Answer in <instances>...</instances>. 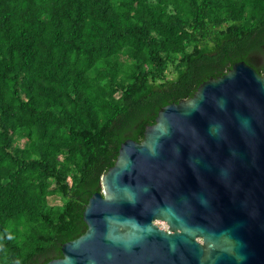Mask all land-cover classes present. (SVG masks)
<instances>
[{"label":"trees","instance_id":"16d2710c","mask_svg":"<svg viewBox=\"0 0 264 264\" xmlns=\"http://www.w3.org/2000/svg\"><path fill=\"white\" fill-rule=\"evenodd\" d=\"M259 53L264 0H0V264L61 257L120 144Z\"/></svg>","mask_w":264,"mask_h":264},{"label":"water","instance_id":"95a60500","mask_svg":"<svg viewBox=\"0 0 264 264\" xmlns=\"http://www.w3.org/2000/svg\"><path fill=\"white\" fill-rule=\"evenodd\" d=\"M100 186L45 264H264V75L237 61L162 106Z\"/></svg>","mask_w":264,"mask_h":264},{"label":"flooded vegetation","instance_id":"af4514ba","mask_svg":"<svg viewBox=\"0 0 264 264\" xmlns=\"http://www.w3.org/2000/svg\"><path fill=\"white\" fill-rule=\"evenodd\" d=\"M253 65H251L260 75H264V68L260 66L264 65V54H255L253 58Z\"/></svg>","mask_w":264,"mask_h":264},{"label":"rangeland","instance_id":"374dc122","mask_svg":"<svg viewBox=\"0 0 264 264\" xmlns=\"http://www.w3.org/2000/svg\"><path fill=\"white\" fill-rule=\"evenodd\" d=\"M49 202H51V203H58L59 201H58V199L55 197V196H52V197H49ZM157 223V225L158 226H160V227H166V225L163 223V222H160V221H158V222H156Z\"/></svg>","mask_w":264,"mask_h":264}]
</instances>
